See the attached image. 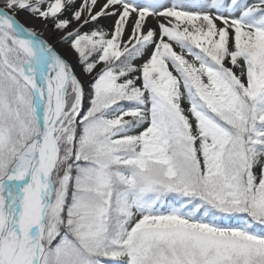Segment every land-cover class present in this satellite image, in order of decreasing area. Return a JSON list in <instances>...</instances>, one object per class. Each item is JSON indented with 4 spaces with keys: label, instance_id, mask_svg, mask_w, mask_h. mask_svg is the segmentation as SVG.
Here are the masks:
<instances>
[{
    "label": "snow or ice",
    "instance_id": "6c2138e0",
    "mask_svg": "<svg viewBox=\"0 0 264 264\" xmlns=\"http://www.w3.org/2000/svg\"><path fill=\"white\" fill-rule=\"evenodd\" d=\"M0 264H264V0H0Z\"/></svg>",
    "mask_w": 264,
    "mask_h": 264
}]
</instances>
